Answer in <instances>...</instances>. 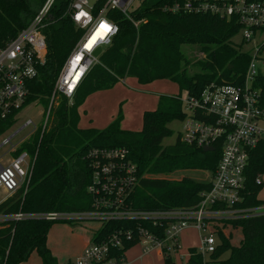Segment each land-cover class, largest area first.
Listing matches in <instances>:
<instances>
[{
	"label": "trees",
	"instance_id": "16d2710c",
	"mask_svg": "<svg viewBox=\"0 0 264 264\" xmlns=\"http://www.w3.org/2000/svg\"><path fill=\"white\" fill-rule=\"evenodd\" d=\"M183 0H142L141 7L132 11L131 19L118 11L108 16L119 28L111 45L99 57L76 93L73 105L61 97L53 106L48 128L39 129L31 141L24 142L14 153L27 152L33 160V170L27 193L17 192L0 206V212L17 213H81L94 210V197L88 192L92 184V165L87 154L93 149L124 147L129 159L138 169L139 183L129 198L130 207L140 211L190 209L197 206L200 195L210 190L211 183H197L190 178L172 179L185 170L209 171L214 175L220 159V149L205 153L181 143L164 147L171 138L169 125L184 119L179 97L160 99L157 109L145 112L140 132L122 131L120 114L107 128H81L80 105L97 92L113 89L121 80L134 78L140 85L169 81L187 96H199L212 82L241 85L251 56L242 44L235 42L239 35L236 20L213 15H188L164 12V7ZM45 0H0V48L28 27ZM70 0H58L43 30L46 38V62L39 75L29 84V96L24 107L38 102L49 108L56 79L83 32L67 16ZM133 22L140 23L138 27ZM197 47L202 59L191 60L184 48ZM200 58V57H199ZM196 72L189 73L190 65ZM264 107V77L254 85ZM14 124L11 118L1 126L5 133ZM264 175V143L254 149L246 170L241 210L264 206L259 192L264 185L256 183ZM58 221L29 220L13 224L0 235V252L9 251L7 264H23L37 255L43 264H56L47 238ZM242 232L239 246H233L223 229L217 228L219 244L211 256L212 264H264V215L245 216L221 222ZM95 241L100 242L120 231L141 225L158 234L149 222L130 220L101 223ZM136 241L124 244L120 255L135 246ZM186 264H203L197 248L189 249ZM165 264H174L165 257Z\"/></svg>",
	"mask_w": 264,
	"mask_h": 264
},
{
	"label": "built area",
	"instance_id": "2783aa9c",
	"mask_svg": "<svg viewBox=\"0 0 264 264\" xmlns=\"http://www.w3.org/2000/svg\"><path fill=\"white\" fill-rule=\"evenodd\" d=\"M57 1L45 0L31 24L0 48V130L11 118L15 123L25 108L30 82L37 78L40 67L46 62L47 45L43 30ZM135 1H70L67 16L83 32V36L56 79L46 122L41 127L30 120L25 122L11 137L0 140V149L7 145L10 149H19L25 141L12 144V139L28 127L34 128L32 135L39 129L43 134L48 128L51 109L58 105L61 97L68 100V105H73L87 75L99 64V57L118 34V25L109 18V12L118 11L132 20L130 13ZM164 12L234 19L239 24L240 44L249 47L244 50L251 56V61L241 85L212 82L198 97L188 96L186 101L181 100L184 113L181 120L183 127L178 136L181 143L201 150L211 147L214 151L216 146L220 149L210 190L201 193L199 204L190 209L135 210L130 207L129 198L139 183L138 169L129 159L128 150L124 147L93 149L87 154V159L93 168L88 192L95 199L94 210L81 213L1 211L0 235L13 224L29 220L144 221L152 224L159 233L136 225L133 229L91 243L72 264H127L125 254L120 255V251L125 243L131 241L142 245L144 253L161 250L164 258H172L177 264L175 256L182 250L180 235L191 227L201 233L197 249L203 264H212L210 258L220 243L217 226H222V221L264 215V206L245 210L236 208L242 201L250 154L264 143V107L254 88L259 77L255 63L264 62V0H183L166 5ZM133 23L138 27L139 23ZM101 24L108 28H101ZM99 49L100 56L94 57ZM3 134L0 133V137ZM14 153H11L9 163L0 162V190L7 193L0 206L22 189L25 195L31 180L33 160L30 155L23 152L15 156ZM256 183L263 184L260 176ZM8 254L9 251L5 255L0 252V264H7Z\"/></svg>",
	"mask_w": 264,
	"mask_h": 264
},
{
	"label": "rangeland",
	"instance_id": "374dc122",
	"mask_svg": "<svg viewBox=\"0 0 264 264\" xmlns=\"http://www.w3.org/2000/svg\"><path fill=\"white\" fill-rule=\"evenodd\" d=\"M141 4L142 0H136L132 7V11L139 9ZM235 42L238 44L241 43L240 36L235 37ZM244 49L248 50L249 47H244ZM184 53L193 61H195V59L204 58V55L199 53L197 47L184 48ZM255 65L259 76L264 77V62L257 61ZM196 69V66H193L192 63L188 70L189 73L192 74L196 72ZM173 97H179L181 100L186 101L188 96L186 92L180 93L178 87L169 81L162 80L149 85H140L134 78L123 79L113 89L92 94L86 99L84 104L80 105V127L93 128L101 131L107 128L121 114L123 116L120 124L121 130L137 133L142 129L143 114L145 112L156 110L160 99L166 100ZM48 112L49 109H45V107L38 102L26 106L19 113L15 123L2 135V137H0V140L11 137L25 124V122L29 120L37 127L44 126ZM169 127L173 131V135L171 138L163 141L164 147L176 143L183 125L181 121H174ZM33 129L32 126L24 129L12 139V144H17L22 140L26 143L30 142L33 136ZM10 148V145H7L0 149V158L6 154L5 157L0 160L2 164H7L11 160V153L14 149ZM170 178H190L197 183H209L212 178V173L209 171L185 170L174 173ZM260 179L264 185V175H260ZM6 196L7 193L0 190V203L6 198ZM259 199L264 201V187L259 192ZM100 226L101 224L99 222L89 220L60 221L55 223L50 229L47 238V246L56 253L61 254L63 258L70 257L73 255L71 251L76 245H79L81 236L83 237V235L92 228H100ZM217 227L223 229V233L230 238L233 246L240 245L242 240L241 230L233 229L231 226L224 225ZM200 235L201 233L191 227L181 233L180 244L182 250L175 256L177 264H183L186 262L188 258V249L199 247ZM141 247L143 246L141 245ZM138 250L139 249H136V251ZM141 251L144 252L143 249H141ZM154 251L162 254L161 250ZM154 251L148 253H153ZM155 255L156 254L150 257ZM153 262H155V264H164L159 256L158 258L155 257ZM23 264L42 263L40 262V258L35 254Z\"/></svg>",
	"mask_w": 264,
	"mask_h": 264
},
{
	"label": "crops",
	"instance_id": "0c3cea01",
	"mask_svg": "<svg viewBox=\"0 0 264 264\" xmlns=\"http://www.w3.org/2000/svg\"><path fill=\"white\" fill-rule=\"evenodd\" d=\"M17 149H14L13 151H16ZM99 227H95L92 228L91 230H89L88 232H86L83 237L81 236V241L79 243V245H76V247L71 251L72 252V256L70 257H66L63 258V256L59 253H56L54 250H52L50 247L49 250L52 254V256L56 259V264H72L73 261L81 255V253L83 252V250L90 245L91 243H93L95 241V235L96 232L99 230ZM136 249H139L138 251H136ZM141 249L144 250L143 247H141L140 245H135L132 248H130L128 251H126L125 253V260L127 264H155L154 258H158V256L163 260L164 264H165V258L164 256L159 253V252H153V253H144L143 251H141ZM191 249V248H190ZM189 251V249H188ZM143 252V253H142ZM156 254L153 257H150L152 255ZM188 260V258H187ZM187 260L185 263H187ZM40 262L42 263L41 259ZM43 264V263H42Z\"/></svg>",
	"mask_w": 264,
	"mask_h": 264
},
{
	"label": "water",
	"instance_id": "95a60500",
	"mask_svg": "<svg viewBox=\"0 0 264 264\" xmlns=\"http://www.w3.org/2000/svg\"><path fill=\"white\" fill-rule=\"evenodd\" d=\"M101 54V49L97 50L95 53H94V57H99ZM204 152H210V151H213V149L211 147H206L203 149Z\"/></svg>",
	"mask_w": 264,
	"mask_h": 264
},
{
	"label": "snow or ice",
	"instance_id": "6c2138e0",
	"mask_svg": "<svg viewBox=\"0 0 264 264\" xmlns=\"http://www.w3.org/2000/svg\"><path fill=\"white\" fill-rule=\"evenodd\" d=\"M81 15H84V14L82 13ZM101 28H105V29H107V28H108V26H107V25H105V24H101Z\"/></svg>",
	"mask_w": 264,
	"mask_h": 264
}]
</instances>
